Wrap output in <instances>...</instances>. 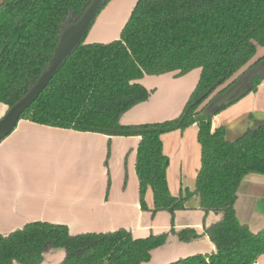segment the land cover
Returning a JSON list of instances; mask_svg holds the SVG:
<instances>
[{
	"label": "trees",
	"instance_id": "obj_1",
	"mask_svg": "<svg viewBox=\"0 0 264 264\" xmlns=\"http://www.w3.org/2000/svg\"><path fill=\"white\" fill-rule=\"evenodd\" d=\"M92 1L5 0L0 5V103L10 108L30 90L47 69L64 29L75 24ZM110 1L103 0L97 15ZM85 37L20 120L108 138L138 137L134 169L139 208L151 216L168 213L171 227L134 238L125 228L71 234L63 224L25 223L0 233V264H42L44 254L54 249L64 251L61 264H144L169 235L185 244L206 236L215 247L210 254L170 264H254L264 255V230L253 232L241 223L234 203L246 176H264V123L227 141L225 127L212 126L220 111L207 107L242 79L249 92L260 85L264 0H138L117 39L85 43ZM195 70L199 78L178 116L149 124L120 123L151 96L140 83L143 77L181 78ZM193 125L198 128L200 168L193 190L180 189L174 196L161 137ZM107 146L106 160L109 141ZM147 191L152 194L151 209L145 202ZM192 198L198 199L203 213L202 233L174 226L175 214L185 211ZM210 213L221 216L205 225Z\"/></svg>",
	"mask_w": 264,
	"mask_h": 264
},
{
	"label": "crops",
	"instance_id": "obj_2",
	"mask_svg": "<svg viewBox=\"0 0 264 264\" xmlns=\"http://www.w3.org/2000/svg\"><path fill=\"white\" fill-rule=\"evenodd\" d=\"M137 1H110L98 13L85 43H108L117 39ZM198 75L199 70H195L181 78L172 74L143 77L140 83L152 91L151 96L147 102L124 114L120 123L126 126L149 124L178 116ZM7 109L0 103V119ZM263 122L264 76L256 91L249 92L212 118L213 128L225 127L227 141ZM197 132L198 128L193 125L183 132L174 131L161 137L163 154L169 160L168 188L174 196L180 189L192 191L194 188L201 162ZM108 141L111 180L104 162ZM138 141L135 136L108 138L19 120L12 133L0 143V233L8 234L25 223L37 221L63 224L71 234L125 228L136 238L169 231L168 213L151 216L139 208L134 169ZM128 153L130 165L123 173V161ZM149 194L146 192V206L151 209L152 194L150 197ZM234 208L237 219L250 230H264V176L249 174L242 180ZM220 216L210 213L204 224L214 223ZM174 226L176 230L193 227L202 233L203 213L198 209L197 198L186 203L185 211L175 214ZM165 243L154 249L150 261L144 264H170L186 256L215 251L206 236L185 244L175 235H169ZM63 256V250H48L42 264H61ZM254 264H264V255Z\"/></svg>",
	"mask_w": 264,
	"mask_h": 264
},
{
	"label": "water",
	"instance_id": "obj_3",
	"mask_svg": "<svg viewBox=\"0 0 264 264\" xmlns=\"http://www.w3.org/2000/svg\"><path fill=\"white\" fill-rule=\"evenodd\" d=\"M3 2L5 0H0V5ZM102 3L103 0H93L81 14L80 19L75 24L64 29L58 44L54 48L53 56L48 62L47 69L41 74L30 90L2 115L0 119V143L12 133L24 111L33 104L37 96L48 86L49 81L65 61L66 57L81 43L85 35H87ZM248 93L249 87L245 80L242 79L223 95L214 99L207 107V110L210 112H215L216 110L222 111L245 97Z\"/></svg>",
	"mask_w": 264,
	"mask_h": 264
},
{
	"label": "rangeland",
	"instance_id": "obj_4",
	"mask_svg": "<svg viewBox=\"0 0 264 264\" xmlns=\"http://www.w3.org/2000/svg\"><path fill=\"white\" fill-rule=\"evenodd\" d=\"M260 54H262V53H260ZM186 130V129H185ZM184 130V131H185ZM180 132V131H179ZM183 132V131H182ZM167 134V133H166ZM110 153H111V148H110ZM107 155V154H106ZM130 158H131V155H130V153H128V155H127V157L125 158V160L123 161L124 162V164H123V173H124V171L125 172H127L128 171V168H129V165H130ZM111 160V156H109V158L106 160V158H105V161L107 162H105L106 163V170L108 171V175H109V179L110 178H112L111 177V175H112V171L110 172V169H109V163H110V165H112V162L110 161ZM124 175V174H123ZM126 179V183H127V178H125ZM111 180V179H110ZM167 180H168V177H167ZM125 181V180H124ZM124 181H123V183H124ZM170 181V180H169ZM125 183V184H126ZM178 183L179 182H177V189H178ZM124 184V186H126ZM170 185L173 187V183L170 181ZM168 186H169V184H168ZM147 194H149V191H147ZM149 197H150V194H149ZM145 202H146V196H145ZM147 204V203H146ZM169 219V218H168ZM168 224L170 225V221L168 220ZM170 227V226H169Z\"/></svg>",
	"mask_w": 264,
	"mask_h": 264
}]
</instances>
